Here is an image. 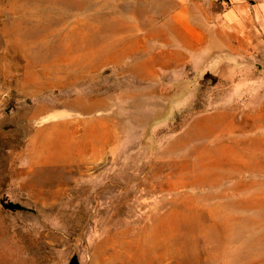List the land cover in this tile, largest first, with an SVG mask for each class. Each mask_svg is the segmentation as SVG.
Returning a JSON list of instances; mask_svg holds the SVG:
<instances>
[{"label":"rangeland","instance_id":"374dc122","mask_svg":"<svg viewBox=\"0 0 264 264\" xmlns=\"http://www.w3.org/2000/svg\"><path fill=\"white\" fill-rule=\"evenodd\" d=\"M172 7L0 0V264H264V108L155 67Z\"/></svg>","mask_w":264,"mask_h":264},{"label":"crops","instance_id":"0c3cea01","mask_svg":"<svg viewBox=\"0 0 264 264\" xmlns=\"http://www.w3.org/2000/svg\"><path fill=\"white\" fill-rule=\"evenodd\" d=\"M171 1L153 37L159 53L155 67L186 77L211 76L223 94L219 100L264 108V0ZM60 128L48 123L29 137L35 164L72 165V153L55 150Z\"/></svg>","mask_w":264,"mask_h":264},{"label":"trees","instance_id":"16d2710c","mask_svg":"<svg viewBox=\"0 0 264 264\" xmlns=\"http://www.w3.org/2000/svg\"><path fill=\"white\" fill-rule=\"evenodd\" d=\"M6 207H8V208H10V209H15V208H17L16 206H6Z\"/></svg>","mask_w":264,"mask_h":264}]
</instances>
